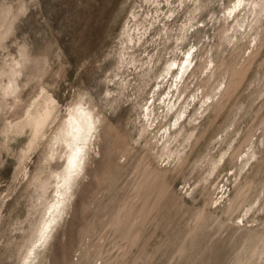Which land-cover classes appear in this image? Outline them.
<instances>
[{"label": "rangeland", "instance_id": "1", "mask_svg": "<svg viewBox=\"0 0 264 264\" xmlns=\"http://www.w3.org/2000/svg\"><path fill=\"white\" fill-rule=\"evenodd\" d=\"M230 5L0 0V264H22L28 247L34 264H264V8L248 7L236 34ZM180 42L200 47L181 82L191 116L167 136L175 112L165 119L161 109L142 136V105L154 89L162 105L174 79L160 74ZM201 64L224 90L203 115L212 101L193 100ZM78 101L100 115L101 151L91 147L69 214L42 250L68 154L59 138Z\"/></svg>", "mask_w": 264, "mask_h": 264}, {"label": "bare ground", "instance_id": "2", "mask_svg": "<svg viewBox=\"0 0 264 264\" xmlns=\"http://www.w3.org/2000/svg\"><path fill=\"white\" fill-rule=\"evenodd\" d=\"M249 8V11L252 13H255L256 15L260 14L264 8V3L261 4L259 0H231V5L226 8L225 16H227L228 20L230 21V18H233L229 23L233 26V31L237 34L239 32V27H242V22L248 21L245 17L246 11ZM256 17V16H255ZM260 19L256 20L255 25L250 24L248 22L247 26L245 27L244 32H251L255 31L256 27L259 28ZM241 31V30H240ZM234 33V35H235ZM259 31H257L256 36L254 40L256 41V45L259 44L257 39L259 36ZM236 40L238 41V37H236ZM261 40V39H260ZM180 44L176 45L172 51L171 55L168 56V59L165 61V68L163 69L162 73L160 74L161 79H165L166 77H170L174 79L173 83L171 84L168 80V85L170 87V90L168 94L162 98L161 106H157V100H161V94L157 90H151L149 94L153 93V99L154 102L142 105V112H141V134L142 136H145L147 133H150L151 131H154L155 129H152L153 122L156 120V118H159L160 110L162 111L163 118H168V115L171 113H177L173 114L174 118H176L175 124L177 126L175 129L173 128V131L169 129L168 135L172 134H183V129L188 121V118H190V114L188 115V105L186 106V100L183 101V96L186 94L187 86L186 83H184L183 87L181 86V82L183 77L186 75V73L193 67L195 59L197 58V55L199 53V45L193 44L191 49L189 51H183L182 48H180ZM258 47V46H257ZM255 48V47H254ZM183 53L185 57L181 61L178 60V56ZM187 54V55H186ZM184 60V61H183ZM203 63V62H202ZM18 64V63H17ZM207 64H201L199 66V72L201 73V78L206 72ZM14 72H18L16 69H13ZM153 70H149L148 75ZM207 78V82H204L203 80ZM161 80V82H162ZM202 83H200V86L197 88L198 90L201 89V94H194L193 100L199 99L201 102H203L202 107L208 102L212 101L211 104L203 108V111L201 112V115L205 114L210 108L212 107L214 103V99L218 97V95H223L224 90L220 89L221 83H218L213 88L212 85L216 82V75L215 72H209L202 78ZM157 83V82H156ZM160 83V82H159ZM165 83V82H164ZM16 85L10 84L7 88L12 89L15 91ZM226 87V86H225ZM197 90V91H198ZM7 91V90H6ZM10 91V90H9ZM165 92V91H164ZM13 93V92H12ZM185 93V94H184ZM156 95H158V99H155ZM220 97V96H219ZM158 100V101H159ZM195 111L198 110L197 106H194ZM191 113V112H190ZM142 115L144 117L142 118ZM188 115V116H187ZM187 116L185 120H183V117ZM100 117L99 114H97L94 109L91 106H88L87 103H84L83 101H78L74 107L72 108L70 112V118L67 122L66 127L64 128L63 132L60 135L59 140L66 145L65 148L67 149V156L65 161V167L62 170V172L58 175V178H61L59 183L56 185V191L57 194L55 196L56 203L54 204V210L50 214V218L47 220L45 226L43 227V230L41 231V236L39 241H42L40 248L42 250H46L48 246H50L51 236L52 238L55 236V233L53 232L55 228H57L58 225L61 224V220L65 218L66 215L69 214V206L70 203L75 195V192H73L74 186L78 183L79 177L86 173V161L90 158V149L91 147H95L94 150L97 148L98 151H101V143L100 140L102 138V133L100 130V126L98 125V121L101 122V119H98ZM144 119L147 120L148 123H144ZM144 120V121H143ZM183 120V121H182ZM180 122V124H179ZM158 127V126H157ZM194 127L191 132H188L186 137L190 139L194 134ZM164 134V133H163ZM93 140H95L93 142ZM170 142V141H169ZM96 152V151H95ZM226 155H222L220 159L215 162L213 166V171L218 170L221 168V166L224 165L226 162ZM256 156V153L254 151L250 153H246L247 161H249L252 157ZM81 178V177H80ZM83 178V177H82ZM63 183V184H61ZM48 210V209H47ZM47 219V217H46ZM44 222V221H43ZM43 224V223H42ZM60 228V227H59ZM59 229L57 228L56 232ZM52 233L54 235H52ZM51 239V240H50ZM53 241V240H52ZM35 246V245H34ZM28 253L23 257L22 264H34L35 259L37 258L39 252L35 253V257L32 258L31 254L33 252L32 247L27 248Z\"/></svg>", "mask_w": 264, "mask_h": 264}]
</instances>
